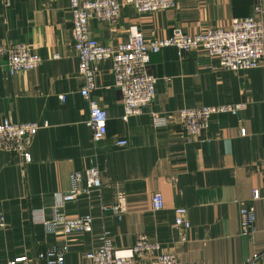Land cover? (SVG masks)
Instances as JSON below:
<instances>
[{
	"label": "crops",
	"instance_id": "crops-1",
	"mask_svg": "<svg viewBox=\"0 0 264 264\" xmlns=\"http://www.w3.org/2000/svg\"><path fill=\"white\" fill-rule=\"evenodd\" d=\"M69 6V0H0V44H25L42 59L38 68L9 76L6 58H0V123L41 126L28 148L31 162L0 149V264L64 244L65 264H89L84 254L98 249L104 232L117 249L144 235L190 264H244L264 255V68L235 72L203 48H163L150 56L157 79L153 102L125 120L111 62H102L90 99L108 114L107 136L96 143L87 124L89 102L80 94ZM256 7L264 10V0H177L174 8L154 13L124 4L115 29L91 20L89 30L102 46L117 48L136 25L149 44L176 31L195 36L228 29L234 19L255 17ZM260 19L264 25V15ZM236 105L243 110L213 115L191 140L175 117L181 109ZM155 116L173 118L158 125ZM119 141L127 145L117 146ZM90 168L99 171L100 192L63 210L69 218L92 216V232L67 236L40 224L34 214L50 220L71 189V174ZM254 190L260 199L253 200ZM156 193L164 202L160 211L152 207ZM119 194L127 204L121 220L100 209ZM243 207L256 216L251 237L241 233ZM177 208L187 210L190 222L183 242L174 227Z\"/></svg>",
	"mask_w": 264,
	"mask_h": 264
},
{
	"label": "built area",
	"instance_id": "built-area-1",
	"mask_svg": "<svg viewBox=\"0 0 264 264\" xmlns=\"http://www.w3.org/2000/svg\"><path fill=\"white\" fill-rule=\"evenodd\" d=\"M176 2L177 0H125L124 3H120L119 0H69L73 24V50L79 59L78 75L83 82L80 94L89 102L90 118L87 124L92 131L94 142L98 143L107 136L108 114L90 99V94L95 89L98 65L102 62H111L115 87L122 96L125 120L141 115L153 102L157 79L149 71L150 56L163 48L175 47L180 53L203 48L209 55L218 58L220 67L235 72L264 68V25L260 19L264 15V10L260 7L255 8V17L234 19L228 29L209 28L195 36L176 31L169 39L149 44L145 42L141 29L136 25L128 28L126 42L117 48L102 46L90 34L91 20H97L115 29L119 24L124 4L140 13H154L174 8ZM0 58L7 60L9 76L20 71L34 70L42 64L40 56L21 43L0 44ZM243 108L244 105L181 109L175 117L191 140L208 128L209 120L213 115L236 114ZM172 118L155 116L154 120L158 125H165ZM40 129L41 126L38 124H21L4 120L0 123V149L8 153H16L29 163L31 156L28 148ZM240 132L245 135V130L241 129ZM126 145V141L117 142V146ZM70 182V191L61 196V202L53 208L50 220L45 219L42 214H34V217L38 218L40 224L59 230L67 236L74 233H91L94 223L92 216L69 218L63 208L67 203L81 197L90 198L95 192H100L102 184L99 171L97 168H90L74 172L70 176ZM252 196L253 200H258L261 193L259 190H254ZM152 207L154 211L164 208L161 194L153 195ZM100 209L102 213H111L116 219L121 220L127 212L126 198L119 194L114 204H102ZM255 223L254 211L243 207L240 210L242 235L251 237ZM3 226V220L0 218V227ZM174 227L183 242L184 231L190 228L186 209H175ZM100 241L101 245L97 250L84 254L89 264H138L140 261H145L146 264H190L182 262L175 253L164 251L159 244L151 242L144 235L138 237L135 244L126 249H117L108 232L102 234ZM67 253V244L53 245L34 258L21 257L10 260L7 264H65ZM262 259L264 260V255L255 254L244 264H258Z\"/></svg>",
	"mask_w": 264,
	"mask_h": 264
}]
</instances>
